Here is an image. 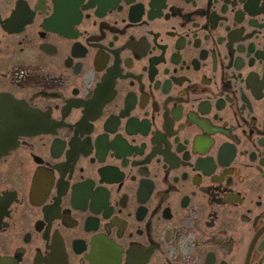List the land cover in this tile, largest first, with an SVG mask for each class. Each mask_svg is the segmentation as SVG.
<instances>
[{
  "label": "flooded vegetation",
  "instance_id": "af4514ba",
  "mask_svg": "<svg viewBox=\"0 0 264 264\" xmlns=\"http://www.w3.org/2000/svg\"><path fill=\"white\" fill-rule=\"evenodd\" d=\"M17 112L0 264H264V0H0Z\"/></svg>",
  "mask_w": 264,
  "mask_h": 264
},
{
  "label": "water",
  "instance_id": "95a60500",
  "mask_svg": "<svg viewBox=\"0 0 264 264\" xmlns=\"http://www.w3.org/2000/svg\"><path fill=\"white\" fill-rule=\"evenodd\" d=\"M20 116V112L0 116V158L16 146L18 137L24 135L27 129L25 120Z\"/></svg>",
  "mask_w": 264,
  "mask_h": 264
}]
</instances>
